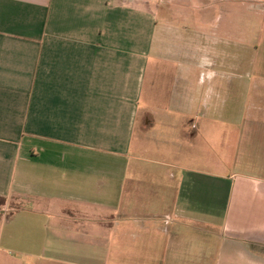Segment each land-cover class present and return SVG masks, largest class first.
<instances>
[{"label":"crops","instance_id":"obj_1","mask_svg":"<svg viewBox=\"0 0 264 264\" xmlns=\"http://www.w3.org/2000/svg\"><path fill=\"white\" fill-rule=\"evenodd\" d=\"M157 1L0 0V264L24 246L18 227L42 231L44 251L50 235L91 241L103 264L112 234L116 264H264V83L220 154L194 121L234 69L187 66L200 29L218 28L196 0L166 22ZM155 53L184 68L148 69ZM199 140L216 146L209 164Z\"/></svg>","mask_w":264,"mask_h":264},{"label":"rangeland","instance_id":"obj_2","mask_svg":"<svg viewBox=\"0 0 264 264\" xmlns=\"http://www.w3.org/2000/svg\"><path fill=\"white\" fill-rule=\"evenodd\" d=\"M160 1V2H159ZM168 0H158L159 5L156 7V13L160 16V20L168 21V17L172 14L185 15L187 17H194V1L184 0V5L179 7L177 0H171L175 7L174 10H168L167 6H164ZM192 1V2H190ZM195 3L197 5L196 12L202 17H209L214 25L211 30L218 28V35L214 34L211 38L210 27L203 26L200 31V37L195 39L197 46V55L194 58L193 53L187 52V66L190 69L199 67L200 69H234L235 80L233 81L231 72L228 76L225 73L220 74L221 83L220 90H218L216 99L208 108H201L198 110L197 119L194 121L196 125L201 127L195 129L198 134L204 140H207L205 136L212 137L213 140H218L217 150L220 154L225 155V151L230 146V138L232 136L237 137V133L248 128L246 122L242 118L246 117L249 113L247 100L254 94L253 84L264 83V0H201ZM166 7V8H165ZM172 7V6H171ZM173 12V13H172ZM175 12V13H174ZM163 17V19H162ZM167 18V19H164ZM187 29L191 27L189 25ZM227 32L234 36V41H230L226 35ZM231 39V37H230ZM232 40V39H231ZM217 46V47H216ZM189 51L193 48V43L187 44L186 47ZM153 55L148 69H183L184 66L176 61L175 63H165L160 60L159 57ZM192 56V58H191ZM250 70V76L246 74V71ZM244 74V75H243ZM210 74H208L209 76ZM209 81V80H206ZM205 81V82H206ZM234 83L237 89L233 90V93L228 89L227 85ZM208 83L204 85V88ZM145 96V95H144ZM198 109V106H197ZM231 117L232 121H222L219 123L206 122L203 116ZM203 115V116H202ZM200 116V117H199ZM241 118V121L239 120ZM226 120V118H225ZM236 120V122H234ZM188 131L190 127H187ZM194 129L190 130L193 132ZM202 141V140H201ZM200 143V140H199ZM200 147L204 150V158L201 159L202 163L209 164L211 158V152L215 149H210L205 146V143H200ZM242 155H245L243 145L240 146ZM209 150V151H207ZM210 153V154H209ZM215 155V154H214ZM213 161V160H212ZM230 165V164H229ZM230 167V166H229ZM19 207V202L15 200L6 202V213ZM5 214V212H2ZM52 222L57 223L58 220L52 219ZM13 243H23L22 248L14 246L16 249H10L12 247H6V264H103L99 259V250L95 249L89 241V246L84 244L83 246L78 242L66 241L59 244L61 249H54L53 243L54 237L50 235V244L52 247H48V250H43V237L44 234L39 229H33L29 232L22 231L20 228L16 229ZM68 233V234H67ZM63 237H68L71 232H67ZM52 236V237H51ZM113 234L111 239V245L107 251V263L116 264L115 262V247L113 243ZM26 248H30L29 251L38 256L35 257L25 256L17 252L18 250L24 251ZM56 250V252H54ZM1 253V252H0ZM102 256V255H101ZM140 256L146 259V254ZM50 257H55L53 261H50ZM97 261L95 262L94 260Z\"/></svg>","mask_w":264,"mask_h":264},{"label":"trees","instance_id":"obj_3","mask_svg":"<svg viewBox=\"0 0 264 264\" xmlns=\"http://www.w3.org/2000/svg\"><path fill=\"white\" fill-rule=\"evenodd\" d=\"M4 199L0 198V210L2 208V206L4 205ZM0 219H1V215H0Z\"/></svg>","mask_w":264,"mask_h":264}]
</instances>
